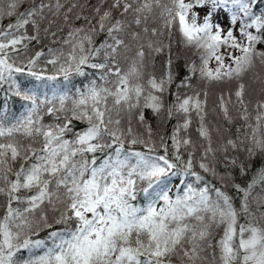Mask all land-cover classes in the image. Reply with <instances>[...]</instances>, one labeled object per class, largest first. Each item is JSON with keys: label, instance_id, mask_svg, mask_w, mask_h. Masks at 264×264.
<instances>
[{"label": "snow or ice", "instance_id": "1", "mask_svg": "<svg viewBox=\"0 0 264 264\" xmlns=\"http://www.w3.org/2000/svg\"><path fill=\"white\" fill-rule=\"evenodd\" d=\"M0 264H264V0H0Z\"/></svg>", "mask_w": 264, "mask_h": 264}, {"label": "trees", "instance_id": "2", "mask_svg": "<svg viewBox=\"0 0 264 264\" xmlns=\"http://www.w3.org/2000/svg\"><path fill=\"white\" fill-rule=\"evenodd\" d=\"M8 22H9L8 20H4V21H3L4 24H6V23H8ZM159 63H160V61L157 60V70H159ZM210 99H211V98H210Z\"/></svg>", "mask_w": 264, "mask_h": 264}]
</instances>
